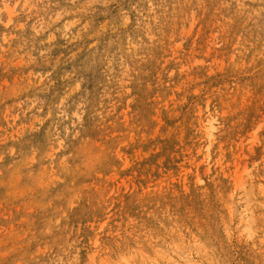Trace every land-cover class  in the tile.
Wrapping results in <instances>:
<instances>
[{"label": "rangeland", "instance_id": "1", "mask_svg": "<svg viewBox=\"0 0 264 264\" xmlns=\"http://www.w3.org/2000/svg\"><path fill=\"white\" fill-rule=\"evenodd\" d=\"M0 264H264V0H0Z\"/></svg>", "mask_w": 264, "mask_h": 264}, {"label": "bare ground", "instance_id": "2", "mask_svg": "<svg viewBox=\"0 0 264 264\" xmlns=\"http://www.w3.org/2000/svg\"><path fill=\"white\" fill-rule=\"evenodd\" d=\"M212 126V130L214 129V126L213 125H211ZM223 130V129H222ZM238 175V174H237ZM234 185V184H233ZM202 201V200H201ZM189 213V212H188ZM173 221V220H172ZM117 226V225H116ZM177 229V228H176ZM191 232V231H190ZM124 246V245H123ZM181 262V261H180Z\"/></svg>", "mask_w": 264, "mask_h": 264}]
</instances>
